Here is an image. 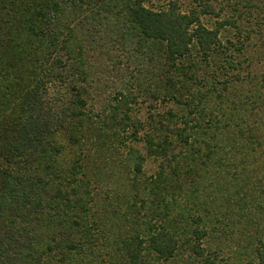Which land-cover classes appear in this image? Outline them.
<instances>
[{
	"label": "trees",
	"instance_id": "obj_1",
	"mask_svg": "<svg viewBox=\"0 0 264 264\" xmlns=\"http://www.w3.org/2000/svg\"><path fill=\"white\" fill-rule=\"evenodd\" d=\"M163 1L0 0V264H264V0Z\"/></svg>",
	"mask_w": 264,
	"mask_h": 264
},
{
	"label": "rangeland",
	"instance_id": "obj_2",
	"mask_svg": "<svg viewBox=\"0 0 264 264\" xmlns=\"http://www.w3.org/2000/svg\"><path fill=\"white\" fill-rule=\"evenodd\" d=\"M153 1L156 3H158L159 1L160 3L164 2L163 0H153ZM190 1L191 0H178V2L184 5L183 9L187 8V5L189 4ZM215 19H216L215 17L208 16V15L202 17L203 22L209 27H214ZM258 63H259L258 68H260L261 71H264V58H262V60L259 61ZM97 65H99V63ZM123 74H124L123 69L117 71V70H112L111 68H108L106 71H103L95 75L97 87L93 93L95 95L92 96V97H95V99L90 100L87 104V106L93 112L100 111L106 103L113 101L112 99H113V95L116 89H119L121 88L122 85H124L122 84L123 78H124ZM172 106H174L172 102H167V103L152 102L146 96H140L137 102L134 104L133 108H134L135 116L141 121L146 122L147 121L146 118L148 117V115L150 114L155 115V114L161 113L163 110H166L167 107H172ZM142 132L144 133V130H141L139 132V135H142ZM126 145H127L126 147L121 146V150L117 151L116 155L114 154L113 160L110 161L111 164L108 165L111 171L117 172L119 176L120 174H122V172L123 173L129 172V170L126 171V169L127 168L130 169L129 167H131L130 166L131 159L129 158L130 162L127 159H125L127 156L126 149H128L127 148L128 145L132 147L133 149L137 150L138 152H140L141 154L145 155L144 161L142 164V174L144 176L151 175L158 169L160 160L154 157L146 156V149H145V145L143 144V142L129 140L127 141ZM107 173H108V169H107ZM98 181H100V184H101V188H98L99 196H103L108 191L111 184L117 188L119 186V185L117 186L118 181L116 179L111 181L106 178V182L101 181V179ZM112 199H114V196L110 198V200Z\"/></svg>",
	"mask_w": 264,
	"mask_h": 264
}]
</instances>
